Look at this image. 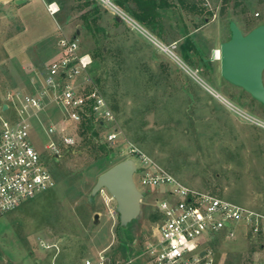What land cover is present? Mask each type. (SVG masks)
Wrapping results in <instances>:
<instances>
[{"label":"rangeland","instance_id":"obj_1","mask_svg":"<svg viewBox=\"0 0 264 264\" xmlns=\"http://www.w3.org/2000/svg\"><path fill=\"white\" fill-rule=\"evenodd\" d=\"M84 1L42 0L45 6L55 3L59 12L51 18L39 1L24 7L23 19L20 4L0 0V101L10 90L37 87V77L53 59L59 27L90 55L89 74L112 109L120 133L117 145H105V158L78 136L77 125L70 124L75 146L51 160L40 122L32 123L31 143L55 185L0 218V264H85L95 263L100 254L108 264L146 261L160 222L158 191L138 184L141 211L125 228L119 226L115 202L106 190L91 195L97 177L125 160L121 150L126 143L186 187L264 212V128L258 125L264 124V106L225 82L219 61L212 59L213 51L230 39L231 22L243 34L264 26V0H227L223 10L222 0H154L161 5L152 34L175 46L179 59L220 97L99 4L89 0L93 5L80 8ZM54 22V37L33 58L36 75H26L17 62L7 60L5 44L19 36L26 23L31 39L38 32H53ZM97 52L101 53L94 58ZM59 117L49 105L39 120L58 125ZM95 132L97 141L103 140L104 132ZM205 245L216 264H264V250L238 234L232 240L219 235Z\"/></svg>","mask_w":264,"mask_h":264},{"label":"built area","instance_id":"obj_2","mask_svg":"<svg viewBox=\"0 0 264 264\" xmlns=\"http://www.w3.org/2000/svg\"><path fill=\"white\" fill-rule=\"evenodd\" d=\"M92 1L167 54L211 95L220 97L179 59L174 53L175 46L165 45L114 0ZM46 10L51 17L59 12L55 3L47 4ZM57 28L55 57L46 67L40 88L35 93L13 89L0 101V218L55 185L54 177L30 140L34 121L41 124L47 138L44 149L51 160H57L62 149L75 146V137L68 132L70 124L78 128L82 122L90 120L96 131L104 132L101 143L114 146L119 141L113 111L89 74L90 55L80 50L76 38L64 35ZM212 59L220 60L219 49L213 51ZM49 105L60 113L58 125H43L39 120ZM3 114L9 116L3 117ZM258 125L264 128V124ZM121 155L135 164L136 187L139 184L148 191H158L161 198L156 201L160 222L154 242L145 252L150 264H216L205 242L219 235L232 240L238 234L264 250V212L186 187L131 143L125 144ZM132 263L129 259L116 264ZM85 264H108V259L100 254L95 263L87 260Z\"/></svg>","mask_w":264,"mask_h":264},{"label":"water","instance_id":"obj_3","mask_svg":"<svg viewBox=\"0 0 264 264\" xmlns=\"http://www.w3.org/2000/svg\"><path fill=\"white\" fill-rule=\"evenodd\" d=\"M20 2L22 1H17ZM229 31L230 39L219 48L220 76L225 82L239 88L264 106V26H258L243 34L231 22ZM135 171L132 160H122L102 172L91 191L92 196L102 189L107 191L115 202L121 228L135 221L141 211L143 194L134 183Z\"/></svg>","mask_w":264,"mask_h":264},{"label":"crops","instance_id":"obj_4","mask_svg":"<svg viewBox=\"0 0 264 264\" xmlns=\"http://www.w3.org/2000/svg\"><path fill=\"white\" fill-rule=\"evenodd\" d=\"M17 1H22V2L17 3ZM39 1L43 4L42 0H14L15 4H20V8H21L20 16L23 19H24V16L21 13L23 12L22 10L24 9V7L26 8V7H29L31 5L37 4V2H39ZM43 6H44L45 11L47 13L46 6L44 4H43ZM48 16H50V15L48 14ZM54 24H55V29L53 32H49V31L47 33L46 32H38L36 34V36H34L33 38L30 39L28 37V34H27L29 27L26 23L25 26H27V27L24 29V31H22V33L19 36L11 39L10 41H8L5 44L4 50H5L6 55H7V57H6L7 60H9L12 63L17 62L16 64L18 65V67L20 69H22V71L26 75H29V74L36 75L37 71H36V66L34 65V62H33V58L36 55H41L42 54L41 50H38V52H37V49L39 47H41L46 41L50 40L51 37H54L55 32H56V23L54 22ZM40 52H41V54H40ZM54 57H55V47H54V52H53V58ZM41 81H42V77H37V82H36L38 84L37 87L33 86V87H31V90H29V88H28L29 91H27L25 89H20V90H22L23 92H26V93H35L40 88ZM33 84L35 85V83H33ZM145 259H146V261H141V263L142 264H150L148 258H145ZM133 263H134V261H133ZM17 264H23V263H17Z\"/></svg>","mask_w":264,"mask_h":264},{"label":"trees","instance_id":"obj_5","mask_svg":"<svg viewBox=\"0 0 264 264\" xmlns=\"http://www.w3.org/2000/svg\"><path fill=\"white\" fill-rule=\"evenodd\" d=\"M117 6L123 9L128 15L134 18L137 22L144 25L150 32H156L157 24L155 18L157 16L156 8L160 7L161 4H156L154 0H114ZM184 1V0H183ZM222 10L224 9L227 0H222ZM93 3L89 0H85L79 7L86 8ZM132 5L133 7H131ZM101 53V52H100ZM100 53H94L93 57L97 58ZM185 59L187 57L185 56ZM261 105V104H260ZM78 136L83 138L84 141L91 142L93 149L100 153L102 157H107L108 152L106 151V144L97 141L96 130L94 129L93 123L90 120H85L77 128ZM122 161L121 159L118 162ZM116 164V163H115ZM113 164V165H115ZM111 165V166H113ZM107 167L105 170L110 168ZM104 170V171H105Z\"/></svg>","mask_w":264,"mask_h":264},{"label":"bare ground","instance_id":"obj_6","mask_svg":"<svg viewBox=\"0 0 264 264\" xmlns=\"http://www.w3.org/2000/svg\"><path fill=\"white\" fill-rule=\"evenodd\" d=\"M220 52V51H219ZM215 58V57H214Z\"/></svg>","mask_w":264,"mask_h":264}]
</instances>
